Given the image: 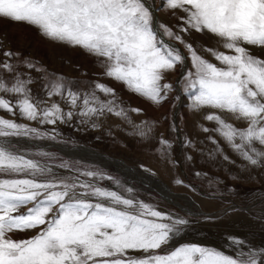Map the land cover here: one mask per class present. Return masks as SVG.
Returning <instances> with one entry per match:
<instances>
[{"label":"snow or ice","instance_id":"obj_1","mask_svg":"<svg viewBox=\"0 0 264 264\" xmlns=\"http://www.w3.org/2000/svg\"><path fill=\"white\" fill-rule=\"evenodd\" d=\"M163 6L173 15L184 14L179 32L163 24L158 32L147 0H0V19L26 23L52 41L83 48L98 59L104 76L156 105L173 93L174 83L164 82L165 74L183 69L190 59L182 91L193 113L212 122V127L200 124L213 146L209 161L222 158L234 165L238 159L249 175L251 170L264 173V58L252 51L264 50V0H164ZM193 31L212 34L217 46L196 49L180 34ZM162 36L179 41L188 55ZM3 55L0 69L10 80L0 75V110L53 127L43 131L0 116V264H264V246L246 247L248 242L235 235L226 238L231 254L200 243L173 246L189 225L187 218L160 210L99 169L62 161L56 168L64 174L36 158L50 153L17 148L12 138L55 140L58 124L99 128L110 115L141 138H148L154 125L135 124L129 112L141 109L122 107L115 90L98 81L83 90L59 78L46 79L47 99L33 95L32 77L8 62L16 54ZM160 144L161 155L172 147L163 137ZM105 180L116 187L102 185ZM208 183L215 189L209 192L212 198H219L218 185L228 187L215 178ZM28 231L35 234L13 238Z\"/></svg>","mask_w":264,"mask_h":264},{"label":"rangeland","instance_id":"obj_2","mask_svg":"<svg viewBox=\"0 0 264 264\" xmlns=\"http://www.w3.org/2000/svg\"><path fill=\"white\" fill-rule=\"evenodd\" d=\"M150 1L156 10L157 26L163 24L172 28L173 31L179 32L178 26L182 23L179 17L184 14L177 11L173 15L170 10L164 8V0ZM180 34L184 36L186 42L192 43L198 50L217 46V38L207 32L193 31ZM164 38L169 39L166 36ZM171 41L181 48L185 56L188 55L183 44H180L179 41ZM221 50L223 49L221 48ZM5 51L16 54L7 58L9 63H12L21 73L32 77L33 84L29 87L33 95L47 99L46 89L43 87L46 79L59 78L83 90H88L90 82L98 81L115 90L119 99L123 101L122 107L141 109L139 113L129 112L135 124L141 125L144 122H149L154 125L150 136L141 138L134 134L131 125L119 117L110 115L99 128L78 126L75 122L58 124L55 127L59 135L55 140L12 138L17 148L29 154L37 151L50 153L49 157L36 158L64 174H67L66 170L56 168L62 161H78L82 166L99 169L105 174L119 179L123 185L132 187L139 198L154 204L160 210L187 218L189 225L173 241V246L180 243H200L221 248L231 254L232 248L225 247L226 238L229 235L246 240L248 242L246 247L264 246V173L251 170V175H249L243 170L238 159L234 165L222 158L210 162L207 157V151L213 147L210 141L205 145H199V149H203V152L197 149L195 151L192 144L187 143L189 138L194 136L193 133H198L195 129L196 124L199 123L198 118H195L196 114L189 108L190 100L188 95L182 91L181 85L182 74L192 67L190 59L180 76L182 69L179 67L165 74L164 82L174 83L173 93L170 94L166 102L156 105L133 93L124 84L104 76V69L98 59L83 48L52 41L42 36L37 28L26 23L0 19V62L6 59L3 55ZM252 51L264 58V50L253 48ZM201 54L206 55L203 52ZM206 58L216 62L211 56ZM24 60L35 64L39 71L27 68ZM0 75L10 80V74L3 69H0ZM98 94L101 99L105 98L103 93ZM7 98L14 99L10 96ZM55 99L58 100L59 97ZM0 116L16 119L17 122L30 123L33 127H39L43 131H50L53 127L52 125H38L36 122L24 121L23 118L12 116L3 110H0ZM205 124L207 127L213 126L212 122L205 121ZM207 135L204 133L202 136L206 138ZM161 137L167 139L172 145L165 155H161V152L158 151L163 147L160 144ZM24 139L34 142V144L26 145ZM221 143L223 142L221 141ZM55 145L83 146L113 158L111 160L114 158L123 160L127 166L136 167L138 170H143L144 173L136 172L130 176L123 175L109 165L104 166L97 161L63 154L54 147ZM227 154L235 159V154L230 150L227 151ZM188 156L193 159H187ZM197 172H200L201 175L197 176ZM205 173L207 176L204 175ZM213 178L223 181L228 186L226 188L223 184L218 185L220 187L219 198L209 196L210 191L215 192V189L209 188L208 183L209 179ZM177 179L183 183L176 184L175 180ZM139 180L147 182L148 185L159 181L171 191L188 198L191 197L195 202L189 204L192 206L193 213L182 209V204L187 205L185 200H180L181 205L169 202L155 191L146 188L143 185L145 183L142 184ZM101 184L116 187L107 180L101 181ZM34 234V231L17 232L13 238L25 239ZM228 243L230 244V241Z\"/></svg>","mask_w":264,"mask_h":264},{"label":"bare ground","instance_id":"obj_3","mask_svg":"<svg viewBox=\"0 0 264 264\" xmlns=\"http://www.w3.org/2000/svg\"><path fill=\"white\" fill-rule=\"evenodd\" d=\"M23 141H24V143H26V145L34 144V142H29V141H27V139H24ZM18 142H20V140H18ZM21 142H22V140H21ZM56 147H59L57 149L60 152H62L63 154H66V155L71 154V155H75V156L82 158V159H88L89 161H97V162L102 163L104 166L109 165L112 168H115L116 170L120 171L123 175L130 176L131 174H136V172H140V174L144 173L143 170H138L136 167L127 166L123 160H120V159L118 160L115 158H114V160H111L113 158H109L105 155H101L100 153L94 152L93 150L86 148V147H83V146L68 147L65 145L64 146L59 145ZM152 183H150L151 187H154V189H156V191H157L156 193H158L161 197L163 196L169 202L171 201L172 203H178V204H180V200H185L187 205L182 204V206H183L182 209H184L186 212L193 213L192 206L189 204H192L195 202L191 199V197L188 198L186 196H182L180 194H177V193L171 191L167 186L163 185V183L162 184L159 183V181H157L156 183L155 182H152ZM154 183H155V186H154ZM146 184H147V182H146Z\"/></svg>","mask_w":264,"mask_h":264},{"label":"crops","instance_id":"obj_4","mask_svg":"<svg viewBox=\"0 0 264 264\" xmlns=\"http://www.w3.org/2000/svg\"><path fill=\"white\" fill-rule=\"evenodd\" d=\"M196 117L195 118H198V124H196V129L195 131H198V133H193L194 136H192L191 138H189V140L192 141V146L194 147V150L196 151V149H199V145H205L208 140L203 137L202 135L204 134L201 129H200V124H205V121L202 119V116L201 115H195ZM193 132V131H191Z\"/></svg>","mask_w":264,"mask_h":264},{"label":"water","instance_id":"obj_5","mask_svg":"<svg viewBox=\"0 0 264 264\" xmlns=\"http://www.w3.org/2000/svg\"><path fill=\"white\" fill-rule=\"evenodd\" d=\"M147 2H148L149 5H151V7H152L153 10H154V17H155V21H156V19H157V14H156V10H155V8H154V5L152 6V3L149 2L148 0H147ZM156 30H157L158 32L160 31V29L157 28V23H156ZM162 38H163L166 42H169V43L174 44L175 47H177L178 49L181 50V48H179V46H178L176 43H174L173 41H170V40L165 39L164 36H162ZM184 69H185V67L182 69V71H181V73L179 74V76L182 74V72L184 71ZM175 84L177 85L176 82H175ZM56 146H59V145H55V147H56ZM56 148H59V147H56ZM61 148H62V147H61ZM139 182L142 183V184L145 183V184H143V185L146 186V188H148L149 190H152V191L157 192L156 189H154L153 187H151V186H149L148 184H146V182H143V181H139Z\"/></svg>","mask_w":264,"mask_h":264}]
</instances>
